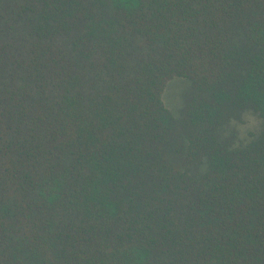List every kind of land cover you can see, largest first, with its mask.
Instances as JSON below:
<instances>
[{
    "label": "trees",
    "instance_id": "obj_1",
    "mask_svg": "<svg viewBox=\"0 0 264 264\" xmlns=\"http://www.w3.org/2000/svg\"><path fill=\"white\" fill-rule=\"evenodd\" d=\"M248 109L264 0H0V264H264Z\"/></svg>",
    "mask_w": 264,
    "mask_h": 264
},
{
    "label": "clouds",
    "instance_id": "obj_2",
    "mask_svg": "<svg viewBox=\"0 0 264 264\" xmlns=\"http://www.w3.org/2000/svg\"><path fill=\"white\" fill-rule=\"evenodd\" d=\"M241 121L237 122L235 119L230 118L228 120L227 127L224 129V137L229 135V129L235 130V138L233 143L227 149L232 151L241 146H247L251 143L252 137L264 130V120L260 119L257 115H254L252 110H245L241 115Z\"/></svg>",
    "mask_w": 264,
    "mask_h": 264
},
{
    "label": "rangeland",
    "instance_id": "obj_3",
    "mask_svg": "<svg viewBox=\"0 0 264 264\" xmlns=\"http://www.w3.org/2000/svg\"><path fill=\"white\" fill-rule=\"evenodd\" d=\"M185 84L178 81L170 82L164 92V102L166 106L172 111H178L181 106L182 93L184 91Z\"/></svg>",
    "mask_w": 264,
    "mask_h": 264
}]
</instances>
